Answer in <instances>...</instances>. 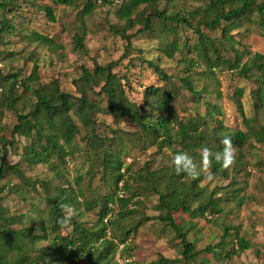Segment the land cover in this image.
Here are the masks:
<instances>
[{"label": "rangeland", "instance_id": "1", "mask_svg": "<svg viewBox=\"0 0 264 264\" xmlns=\"http://www.w3.org/2000/svg\"><path fill=\"white\" fill-rule=\"evenodd\" d=\"M117 1L115 5L95 6L89 16L82 14L83 5L65 7L56 5L54 0H35V5L19 0L24 10L14 17L6 11H0V30L5 20H10L15 26L12 34L5 33L0 37L2 76L18 74L26 85L32 87V90H25L22 85L17 84L12 90L10 83L0 90V150L2 143L12 141L18 115L27 114L34 108L37 98L33 89L57 83L61 92L79 98L82 93L78 83L83 68L93 70L96 65L105 67L113 63V73L117 74L125 85L126 97L139 105H145L146 88L164 87L175 97L172 105L179 119L185 122H199L200 129L208 136L201 142L200 148H219L222 146L220 140L223 135L233 138L238 131L249 134L241 154L236 152L235 165L225 170L227 175H224V170L213 174L211 169L212 179H208L207 174H202L199 183L200 196L189 200L191 210H197L201 204H206L214 198L222 210L221 213L211 215L208 212L209 216L204 217L184 212L172 215L176 225L187 235L188 241L195 245V251L199 255L195 260L184 258V248L178 234L168 224L159 221L166 215V210L160 202V195L153 190L157 182L146 181L149 172H156L154 181L162 182V185L168 183L171 173L167 169L172 167L174 152L169 148L160 150L159 139H155L156 143L153 142L132 118L108 110L107 100L100 99L89 89V99L97 101L103 110L94 117L97 122L96 134L105 145L111 144V147L104 150L93 148L98 139L85 140L86 129L76 119L81 133L77 138L74 159L66 166L61 165L57 157L52 160L54 166L30 165L22 161V157L24 148L31 141L17 135L14 145L8 146V156H0V166L1 160L4 159V167L6 162L11 167L3 176L0 175V209L11 215L27 213L35 205H40V208L45 210V193L42 188H39L38 195H32L24 202L21 201L20 195L15 193L17 189L31 188L35 180L50 181L52 187L65 184L79 189L76 186V177L81 175L84 177L80 186L83 196L73 207L75 212L72 216H75L86 230H100L99 209L103 198L109 193L108 185L111 180L103 162L107 152L108 155L119 156L123 162L127 158L133 160V177L129 192L131 195L134 192L139 195L137 208L128 211L131 214L125 215L119 222V227H114L113 230L119 242L125 238L128 230L133 231L127 240L128 249L125 252L132 264H159L160 258L164 259L162 264H264V144L257 142L255 136L264 127V107L256 109L255 106L256 103L261 104L258 98L259 89L264 94L263 74L254 69L249 75L250 79H244L238 75V70H228L215 76L204 67L205 61L196 55L178 52L174 58H167L162 53V47L177 41L181 42L180 45H193L197 37L183 26L178 28L177 34L162 33L159 31L162 25L155 18L152 22L156 30L141 32L142 25H137L127 32L132 36V47L128 50L127 42L115 35L111 27L124 28L125 22L119 21L117 15L121 7L130 0ZM257 1L262 3L264 0ZM202 6L203 2L199 0H159L146 12L157 9L168 14H186L187 11ZM47 8L52 9L56 22L50 21L46 13ZM145 8V5L139 7L137 13ZM253 18L259 19L257 14ZM33 32L52 39L55 45H43L33 41ZM263 32L253 25L244 26L238 35L241 41L238 49L264 55ZM77 37L83 38L86 54L76 49ZM233 57L230 59L233 60ZM149 62L159 64L169 78L161 80L158 74L150 69ZM186 78L190 79L195 91L201 94L200 100L199 96H194L185 87ZM259 78L261 82L258 81ZM237 89L244 92L241 98L236 97ZM95 91L98 92L99 88H95ZM4 96L16 100L15 108L2 106ZM234 98L241 101L247 120H243ZM213 107L221 108L223 116L214 119L208 116L206 112ZM206 122L207 127L204 126ZM210 136L221 139L214 141ZM200 148L196 149L198 154ZM139 175L144 179L141 180ZM176 178L180 186L189 190L192 179ZM159 189L163 190L162 186ZM89 205H93V208L88 209ZM23 229L40 233L34 222L28 223ZM72 229V226L68 225L63 234L67 235ZM241 239L250 244V249L239 251L238 241ZM207 247L213 250L205 252ZM118 260L116 256L117 264ZM75 264H86V260Z\"/></svg>", "mask_w": 264, "mask_h": 264}, {"label": "trees", "instance_id": "2", "mask_svg": "<svg viewBox=\"0 0 264 264\" xmlns=\"http://www.w3.org/2000/svg\"><path fill=\"white\" fill-rule=\"evenodd\" d=\"M159 0H130L129 3L121 7L118 12V20L125 22L124 28L117 26L111 27V31L123 38L127 42V49L132 47V36L128 35L129 30L134 29L137 25H142L141 32H152L156 30L153 27V18L157 19L162 25L161 31L166 34H177L178 28L183 26L186 30L192 31L197 37L196 42L190 43L172 42L162 47V53L167 58H174L178 52H186L196 55L204 60V67L214 74H223L224 71H239V76L244 79H250V73L254 69H258L264 77V55L252 53L250 50L242 51L238 49L241 41L238 35L241 29L246 25L258 27L264 31V1L259 3L257 0H199L203 2V6L191 11L176 12L168 14L166 11H155L147 13L146 10L153 8ZM172 2V0H167ZM25 4L35 5V0H22ZM56 5L65 7H80L83 5L84 16L92 14L95 6L102 7L111 5L106 0L104 5L99 6L97 0H54ZM145 5L144 11L137 13L139 7ZM204 9H200L203 8ZM24 7L19 0H0V11L8 12L11 17L16 16L23 11ZM47 16L51 22H56V18L51 8L46 9ZM257 14L259 19H254ZM136 17L134 18V16ZM15 26L10 20L2 22L0 37L2 34H12ZM264 36V32L262 34ZM32 40L43 45L54 46L55 42L48 38L33 32ZM76 49L86 54V47L83 38L75 39ZM234 56L233 60L230 59ZM247 60L245 61V59ZM194 61L192 60V63ZM150 69H153L161 80L169 77L164 73L159 64L149 62ZM193 66V65H192ZM114 64L105 67H96L91 70L82 69V75L79 78L78 85L81 90V97H74L70 93L61 92L58 84L43 86L39 89H33V94L37 98L34 108L27 114H19L16 126L13 129L12 141L4 142L1 145L0 156H8V146L14 145L15 137L20 135L31 141L24 148L22 161L30 165L54 166L52 160L58 158L61 165H67L74 159L77 152V138L80 135V127L76 123L79 120L86 129L85 140L93 141L97 138L98 142L93 148L106 149L111 144L105 143L96 134L97 122L94 117L96 114L103 112L101 105L95 100L89 99L87 89L92 94L97 95L100 99L107 100V109L116 114H126L144 131V133L155 142L159 139L158 148H169L176 154L177 152L187 151L199 162L200 154L196 152L201 142L208 137L200 129L199 122L180 120L176 110L173 107L175 97L171 91H167L164 87L146 88L144 91L145 105H139L128 100L125 94V85L122 80L113 73ZM0 69V90L4 89L7 84H12V90L16 85H22L25 90H32V87L20 78L18 74L2 76ZM261 82V78L258 79ZM185 87L194 96L201 94L195 91L189 78H186ZM95 88H99L96 92ZM244 95L243 90L237 89L236 97L241 98ZM263 91L259 89L258 98L261 104L256 103V109L264 107ZM234 98L241 113L243 120L247 117L243 110L241 101ZM16 100L13 97L4 96L2 106L9 109L15 108ZM4 110V109H2ZM208 116L222 117L221 108H209L206 112ZM248 123V121H246ZM208 123H204L207 127ZM177 128V131H175ZM257 142L264 144V127H262L255 135ZM35 137V139H33ZM209 138H213L210 136ZM221 137H214L217 141ZM249 134L243 131L236 132L232 138L237 153L241 154L243 145L248 141ZM156 143V142H155ZM222 146L217 149L211 148L213 151L221 150ZM101 149V150H102ZM103 160L106 170L111 175L110 184L108 185L109 193L103 198L101 208L99 209L100 230L85 229L75 216L67 224L60 223L61 218L65 215V211L60 207L61 204H69L75 207L79 199L83 196L80 188L84 181L83 176L76 177V187L65 184H59L55 187L50 185V181L35 180L31 184V188H19L15 192L20 195L21 201L38 195L39 188H42L45 195L43 201L46 209L35 205L29 212L20 214H6L0 209V264H75L82 260H86V264H117L115 257L117 256V242L124 244L131 237L132 230L126 232L125 238L120 242L114 235V227H119V222L124 216L131 214L130 210L137 208L138 194L137 192L130 194V181L133 177V170L130 168L127 176L121 174L123 161L117 155H108ZM4 161V159H3ZM15 167V166H14ZM11 168L5 163V167L1 170V176ZM16 168V167H15ZM170 172L169 181L166 185L162 182L154 181L156 172H149L147 182H157V186L153 190L160 195V202L165 207L166 215L161 217L159 221L168 224L179 236L183 245V256L185 259L195 260L199 255L195 251V245L188 241L187 235L182 229L176 225L172 215L180 212L189 213L194 216H202L219 214L221 209L215 202L214 198L210 199L206 204H201L197 210H191L189 200L199 198L201 191L199 183L202 178L192 180L189 190L180 186L176 177L186 178V175H177L174 168L167 169ZM221 169L218 164L213 161L211 171L213 174L218 173ZM225 171V170H224ZM116 175V176H115ZM226 174V171L224 173ZM143 180V176H138ZM158 177V176H157ZM125 178V192L127 198L120 201V212L115 221L107 224L104 222L109 213V205L115 203L117 185L121 179ZM29 184V182H27ZM184 184V183H183ZM162 186L163 190L159 188ZM159 189V190H158ZM2 201L0 197V202ZM40 202L41 203H43ZM96 206V204H94ZM132 207H135L134 209ZM93 208L89 205L88 209ZM131 212V211H130ZM209 212V213H208ZM32 214V215H31ZM35 215L36 217H33ZM33 222L37 225L40 233L27 232L23 229L25 225ZM68 225L72 226V231L67 235L63 232L67 230ZM22 226V228H20ZM111 231V237L107 238V231ZM226 235L228 231L226 230ZM217 248V247H216ZM239 251L250 249V244L241 239L238 241ZM128 245L121 251L118 259H123L128 255L125 252ZM213 249L207 247L204 251L211 252ZM160 258L159 264L163 262ZM119 263V260H118ZM156 264V263H152ZM227 264V263H225Z\"/></svg>", "mask_w": 264, "mask_h": 264}, {"label": "clouds", "instance_id": "3", "mask_svg": "<svg viewBox=\"0 0 264 264\" xmlns=\"http://www.w3.org/2000/svg\"><path fill=\"white\" fill-rule=\"evenodd\" d=\"M222 145L221 150L213 151L207 146L199 149L200 159L199 162L187 151L177 152L172 156L171 165L177 175H186L192 180L201 177L202 174H207L208 179H212L213 175L210 169L213 166V161L220 166L221 169L228 170L236 163V148L233 144L232 138L229 135H223L220 140ZM122 196V193H118ZM60 207L65 211V215L61 218L62 225L67 224L72 219L75 209L69 204H61ZM127 246V242L119 244L117 242L116 253L120 256L121 251ZM120 264H132V260L124 257L121 259Z\"/></svg>", "mask_w": 264, "mask_h": 264}, {"label": "built area", "instance_id": "4", "mask_svg": "<svg viewBox=\"0 0 264 264\" xmlns=\"http://www.w3.org/2000/svg\"><path fill=\"white\" fill-rule=\"evenodd\" d=\"M105 1L106 0H97V3H98L99 6H102V5H104ZM107 1L111 5H115V4L118 3L117 0H107ZM132 161L133 160L131 158H127L123 162V167L121 169V174L123 176H125V178L127 176L128 170L131 168V165L133 163ZM125 178L121 179L119 181L118 185H117L118 189H117V192H116L115 203L109 205V213H108V215L106 216V218L104 220V222L107 223V224H109V223H111V222H113V221H115L117 219L118 214L120 212V206H119L120 204L119 203H120V201H122V200L127 198V194L125 192V185H126ZM118 193H122L123 195L120 196V195H118ZM132 208L134 209L135 207H132ZM111 235H112L111 231L108 230L107 231V238H110ZM120 261H121V259H119V264H120Z\"/></svg>", "mask_w": 264, "mask_h": 264}, {"label": "water", "instance_id": "5", "mask_svg": "<svg viewBox=\"0 0 264 264\" xmlns=\"http://www.w3.org/2000/svg\"><path fill=\"white\" fill-rule=\"evenodd\" d=\"M3 163H4V161H3V159L1 160V166H0V175H1V170H2V168H3Z\"/></svg>", "mask_w": 264, "mask_h": 264}]
</instances>
